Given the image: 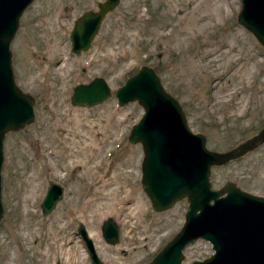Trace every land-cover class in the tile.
<instances>
[{
    "label": "rangeland",
    "instance_id": "374dc122",
    "mask_svg": "<svg viewBox=\"0 0 264 264\" xmlns=\"http://www.w3.org/2000/svg\"><path fill=\"white\" fill-rule=\"evenodd\" d=\"M97 1L31 0L18 18L11 67L17 87L33 97L34 117L2 140L0 264H91L79 223L103 264H147L180 228L186 198L155 210L141 187L142 148L128 133L143 109L136 100L120 105L114 95L140 65L154 68L208 149L233 147L264 123V47L237 21L240 0H119L91 46L74 53L73 20ZM96 75L110 95L72 104L73 86ZM104 180L111 191L98 188ZM226 180L264 196V142L210 167L212 188ZM50 181L63 194L43 214L39 203ZM125 196L129 208L120 211ZM108 217L118 225L114 243L100 231ZM212 251L196 238L183 246L181 262Z\"/></svg>",
    "mask_w": 264,
    "mask_h": 264
},
{
    "label": "water",
    "instance_id": "95a60500",
    "mask_svg": "<svg viewBox=\"0 0 264 264\" xmlns=\"http://www.w3.org/2000/svg\"><path fill=\"white\" fill-rule=\"evenodd\" d=\"M119 0H100L96 8L83 10L73 20L68 38L74 53L87 50L105 14ZM31 0H0V165L2 140L8 130H16L33 120V97L15 84L9 43L18 18ZM237 21L264 47V0H240ZM110 95V86L99 75L76 83L70 102L90 106ZM117 103L136 100L143 112L132 124L128 139L142 148L141 187L155 210L171 206L185 197L187 207L180 228L166 241L147 264H183L182 248L196 238L207 240L212 252L189 264H264V196L240 189L226 180L212 188L209 172L238 158L264 142V123L251 136L223 151L208 149L201 132L187 124L178 101L165 91L153 67L142 64L114 89ZM63 186L50 181L39 203L47 214L62 197ZM3 208L0 201V217ZM91 264H103L82 223L76 228ZM100 231L108 243L119 239L118 225L108 217Z\"/></svg>",
    "mask_w": 264,
    "mask_h": 264
},
{
    "label": "bare ground",
    "instance_id": "6f19581e",
    "mask_svg": "<svg viewBox=\"0 0 264 264\" xmlns=\"http://www.w3.org/2000/svg\"><path fill=\"white\" fill-rule=\"evenodd\" d=\"M201 22V21H200ZM198 25V24H197ZM221 50V49H220ZM232 53V52H231ZM238 60V59H237ZM89 146V145H88ZM93 146V145H92ZM81 149H83V148H81ZM78 164V163H77ZM83 168V167H82ZM110 182H109V180H104V181H102L99 185H98V188H100L101 190H104V189H107L108 191H111V188H110ZM106 190V191H107ZM108 195H102L101 197H100V199H99V201L101 200V199H103V198H106ZM108 199V198H107ZM128 200V198L125 196V197H123L122 198V200H121V203H120V205H119V207H118V209L120 210V211H123V210H125V209H127V208H129V205H125V203H126V201ZM105 201V200H104ZM106 203H108V202H106ZM105 206V205H104ZM103 206V207H104ZM108 207V206H107ZM132 207V206H131ZM140 207H141V205H140ZM135 208V207H134ZM104 213V212H103ZM102 213V214H103ZM131 214H132V212H131ZM106 215H107V213H106ZM104 216V215H103ZM102 216V217H103ZM96 234V231L94 230L92 233H91V235H95ZM97 236V235H96ZM61 254H62V252H61ZM68 254V253H67ZM65 258V257H64Z\"/></svg>",
    "mask_w": 264,
    "mask_h": 264
}]
</instances>
